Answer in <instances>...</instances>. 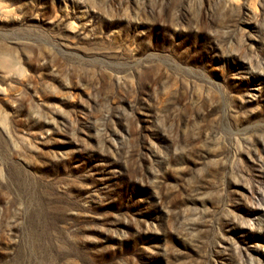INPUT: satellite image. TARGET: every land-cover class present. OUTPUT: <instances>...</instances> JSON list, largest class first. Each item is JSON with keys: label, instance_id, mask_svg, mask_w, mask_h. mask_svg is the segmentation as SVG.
<instances>
[{"label": "rangeland", "instance_id": "374dc122", "mask_svg": "<svg viewBox=\"0 0 264 264\" xmlns=\"http://www.w3.org/2000/svg\"><path fill=\"white\" fill-rule=\"evenodd\" d=\"M0 264H264V0H0Z\"/></svg>", "mask_w": 264, "mask_h": 264}]
</instances>
